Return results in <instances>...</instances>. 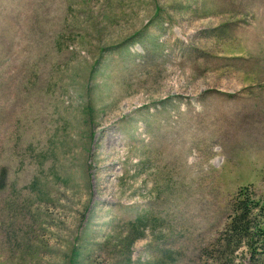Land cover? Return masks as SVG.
Returning a JSON list of instances; mask_svg holds the SVG:
<instances>
[{
    "label": "rangeland",
    "instance_id": "374dc122",
    "mask_svg": "<svg viewBox=\"0 0 264 264\" xmlns=\"http://www.w3.org/2000/svg\"><path fill=\"white\" fill-rule=\"evenodd\" d=\"M264 0H0V264H264Z\"/></svg>",
    "mask_w": 264,
    "mask_h": 264
},
{
    "label": "trees",
    "instance_id": "16d2710c",
    "mask_svg": "<svg viewBox=\"0 0 264 264\" xmlns=\"http://www.w3.org/2000/svg\"><path fill=\"white\" fill-rule=\"evenodd\" d=\"M241 204V208L244 209V214L232 220L230 225L231 231L240 237L250 240V238H248L250 236L248 233L253 227L252 221L255 220V218L252 219V209L255 207L259 210V215L263 219L262 222L257 223L255 231L259 233V239H263L264 241V207H261L260 204H254L251 200V195L247 196L246 203L242 200Z\"/></svg>",
    "mask_w": 264,
    "mask_h": 264
}]
</instances>
